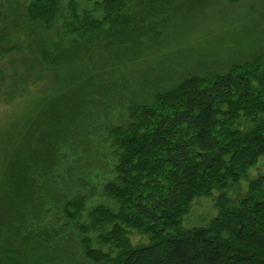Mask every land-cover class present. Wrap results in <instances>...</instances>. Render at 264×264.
Here are the masks:
<instances>
[{
	"label": "trees",
	"instance_id": "trees-1",
	"mask_svg": "<svg viewBox=\"0 0 264 264\" xmlns=\"http://www.w3.org/2000/svg\"><path fill=\"white\" fill-rule=\"evenodd\" d=\"M94 4L98 18L80 13L74 1L25 7L24 29L65 20L63 36L72 45L57 55L36 50L23 29H0V109L23 106L31 90L26 76L11 70L16 57L30 51L56 72L89 51L133 49L156 17V0ZM83 106L77 101L35 119L23 112L0 128V264H264V173L242 197L227 195L264 158V55L221 73L169 80L149 102L124 107L126 122L106 130L112 179L101 191L114 207H88L89 195L64 192L71 172L62 160L82 148L77 140L85 131L75 123ZM215 192L217 215L207 226L184 228L193 203ZM49 215L68 224L59 231L36 225ZM72 226L78 235L61 238ZM133 233L147 242L133 244ZM64 239L68 258L59 255Z\"/></svg>",
	"mask_w": 264,
	"mask_h": 264
},
{
	"label": "rangeland",
	"instance_id": "rangeland-1",
	"mask_svg": "<svg viewBox=\"0 0 264 264\" xmlns=\"http://www.w3.org/2000/svg\"><path fill=\"white\" fill-rule=\"evenodd\" d=\"M31 1L33 0H0V29H10L11 33L23 29L24 37L30 38L31 45L36 50L46 49L50 56L70 47L72 42L63 36V19L49 29L40 25H31L25 29L23 26L19 27L24 25V10ZM61 1L65 7L70 1H74L80 13L91 12L96 14V18L101 16L94 4L97 0ZM156 2V17L145 25L143 31L146 35L137 39L136 44L131 47L135 51L120 47L101 52L89 51L80 62L74 61L72 66L69 64L60 67L56 72L52 71L50 62L41 57L37 59L38 55L35 58V54L27 51L16 57L17 61L11 67V70L26 76L31 90L23 101V106L0 109V117L9 112L8 119L1 121L0 128H7L23 112L35 119L36 114H56L71 104L75 105L77 101L83 103L82 117L75 123V128H81L82 133L85 131L77 140L82 148H79L78 157L70 156L67 160H62V163L71 172L64 192L66 195L73 193L76 197L89 195L88 207L97 204L114 207V203L104 197L101 191L102 186L112 179L107 169L112 157L107 151L109 143L106 142V130L112 125L126 122L127 112L124 107L136 101L149 102L153 93L164 90L169 80L221 73L232 65L249 62L264 55V0ZM141 5L144 15L146 8L143 3ZM16 23L17 28L12 25ZM83 143H89L87 151L83 149ZM263 173L264 158L248 172L240 184L230 188L227 195L231 199L242 197L247 192L249 182ZM91 187L95 193L91 192ZM218 194L215 192L210 198L197 199L184 219L183 227L207 226L217 215ZM66 224L68 221L57 223L55 217L49 215L36 225L59 231ZM72 227L63 231L61 238L70 234L75 237V233L78 235ZM67 239L60 244L63 252L59 255L65 254L68 258L71 245ZM131 240L135 245L147 242L137 233L131 235ZM94 246L99 247L96 242ZM53 253H57V250ZM59 264L69 263L61 261Z\"/></svg>",
	"mask_w": 264,
	"mask_h": 264
}]
</instances>
